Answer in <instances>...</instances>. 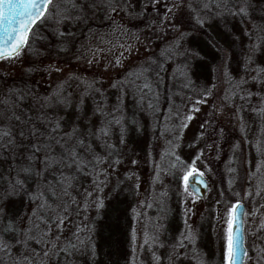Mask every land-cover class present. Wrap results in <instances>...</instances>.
Listing matches in <instances>:
<instances>
[{"label": "rangeland", "instance_id": "1", "mask_svg": "<svg viewBox=\"0 0 264 264\" xmlns=\"http://www.w3.org/2000/svg\"><path fill=\"white\" fill-rule=\"evenodd\" d=\"M80 2L90 4L92 0ZM95 2L98 6L85 7L78 22L60 26L63 36L51 20L37 22L30 33L32 42L38 39L37 48L30 51L27 45L15 60H0V102L7 99L22 120L30 119L39 127L43 98L63 81L67 82L65 95L70 97V104L46 106L43 112L60 119L65 131L74 124L85 133L95 131L102 119L99 113L93 115L97 105H103L106 114L119 107L123 115V143L120 125H113L110 130L109 142L114 146L110 150L101 149L94 137H88L96 151L106 157L102 167L107 169V176L100 177L104 181L100 190H94V175L80 174L68 190L69 195L62 197L68 209L62 244L63 240L71 239L77 249L70 258L62 254L45 260L44 264H69V260L71 264H197L198 260L200 264H222L228 213L237 201L244 205L243 264H264L261 259L264 253L260 252L264 249V228L260 227L264 220V183L261 182L264 181V111H257L264 110V83L249 81L244 87L253 92L251 97L242 100V93L237 91L226 102L221 97L227 94L226 88L229 92L232 89L215 70L225 57L231 77L247 78L244 53L250 41L245 32L253 24H264V0H250L248 16L217 17L203 27L197 26L194 19L185 24L182 30L187 35L181 44L188 52L165 62L159 76L151 73L152 91L145 90L143 101L140 93L114 88L111 84L133 78L130 74L137 72L149 58L154 59V53L158 55L161 48L173 43L177 34L170 29L152 34L145 28V20L157 14L147 5V0H130L132 7L118 14H106L103 0ZM157 7L163 15L162 4ZM142 11L144 17L127 23L128 12ZM187 15L185 8L182 16ZM110 17L130 33L140 35V42L131 35L113 32ZM61 41L68 44L61 47ZM120 44L126 46L121 48ZM115 57L121 59L119 65L114 63ZM254 59L257 65L264 66V51ZM89 60L93 62L89 64ZM183 64L188 66L187 77L176 71V66ZM55 67L61 71H55ZM77 77L95 79V87L101 89L102 95L84 96ZM206 89H210L211 95H203ZM21 94L24 99L16 100ZM37 96L39 100L35 99ZM189 115L191 119L187 118ZM17 159L7 152L0 155V174L6 175L11 163L19 166L22 160L19 156ZM42 159L43 152L37 153L36 170L43 168ZM194 172H200L208 181V190L202 197L196 196L186 184L187 176ZM53 175L58 178L59 174H47L49 182L54 183ZM35 180L37 184L36 176ZM89 191L92 196L86 197ZM85 200L87 208L83 207ZM54 201L50 197L49 203ZM97 202H102L100 207L96 206ZM4 207L5 221L23 217L19 226L25 227L37 204L28 205L21 193L9 197ZM51 226L56 233L55 225ZM3 228L0 224V229ZM189 230L195 235V243L185 241L186 247L179 251L187 255L173 256L181 234L186 235ZM157 231L159 243L149 239L145 244V239ZM73 234L84 243L79 244ZM5 235L10 243L14 241L13 234ZM43 247L30 242L29 251L39 252ZM193 249L196 259L192 258ZM23 251V247L14 245L11 255ZM153 253L159 260L153 258ZM169 257H173L171 262ZM35 259L39 264L43 258ZM0 264H11L2 252Z\"/></svg>", "mask_w": 264, "mask_h": 264}, {"label": "snow or ice", "instance_id": "2", "mask_svg": "<svg viewBox=\"0 0 264 264\" xmlns=\"http://www.w3.org/2000/svg\"><path fill=\"white\" fill-rule=\"evenodd\" d=\"M103 3L106 14L109 12L118 14L120 11L132 7L130 0H103ZM161 4L164 9L163 15L159 14L157 7ZM147 5L157 14L145 20V28L149 29L152 34L170 29L177 34L178 38L173 43L161 48L158 55L154 53L155 58H149L137 72L131 73L130 76L133 78H125L122 82L111 84V87L114 88L132 89L140 93L141 101L145 98V90L152 91V84L149 80L151 73L155 72L159 76L164 69L165 62L185 56L188 52L187 49L182 48L181 44V41L187 35L182 30L185 24L194 19L197 26L203 27L208 21L217 17L228 15L232 17L248 16L251 8L250 0H236L235 3L232 0H147ZM97 6L95 0H92L90 4H81L80 0H0V60L13 61L21 55V51L30 42V33L37 22L51 20L57 26L58 34L63 36V31H59L61 25L73 21L78 22L85 7L95 8ZM185 8L188 10V15L183 17L182 10ZM142 17H144L143 11L136 14L128 12L127 23ZM110 19L113 22V32L118 33L120 36L131 35L138 43L140 42V35L130 33L122 24L115 23L114 17H110ZM249 31L251 32L250 35ZM245 35H248L250 41L244 53L247 78L241 77L239 80H235L231 77L225 57L221 58L215 69L221 74L228 88L232 89L229 92L226 88L225 92L227 94L221 97L226 102L229 101L231 95L237 94V91L242 93L240 96L242 100L245 97H251L253 92L244 87L249 81L256 84L264 83V66L257 65L254 59L257 53L264 51V24H253L251 30H246ZM125 46V44L119 45L121 48ZM93 55H95L94 52ZM196 55L199 54L196 53ZM92 62V60L88 61L89 64ZM114 63L119 65L121 59L115 57ZM187 67V64L177 65L176 71L179 75L187 77ZM54 70L61 71L58 67H55ZM76 79L80 82L84 96L102 95L101 89L95 87L97 83L95 79L91 81L79 77ZM66 84V81L61 82L53 93L43 98L44 102L41 104L42 115L38 117L41 120L39 127L30 119L22 120L21 116L17 115L9 106L7 99L0 102V105H2V108H0V153H11L14 159L19 156L22 160L16 170V177L9 179L7 186L0 190V224L4 225V228L0 229V252L9 257L11 264H37L35 259L37 256L43 258L39 261V264H44L45 260H50L53 257L59 258L62 254L66 255V258L71 257L73 251L77 249V244L73 243L71 239L63 240L62 244V230L67 219L66 213L68 210L66 203L62 202V197L69 195L68 190L73 186L76 176L80 174L94 175V190H100V186L104 183L100 177L104 176L106 178L107 176V169L102 167L106 163V157L101 156L96 151L93 144L89 142L88 137H94L99 142L101 149L110 150L114 147L109 142L110 130L113 125H120L121 143H123V115L119 107H114L106 114L104 106L97 105L93 115L100 114L102 118L100 125L95 131L87 133L75 124L65 131L60 119L50 117L43 112V108L46 106L66 107L70 104V97L65 95ZM187 86L188 84H185V87ZM203 95H211L210 89L204 90ZM23 99L22 94L16 97V100L22 101ZM35 99L39 100V97L37 96ZM80 103H83V100ZM223 106L221 105V108ZM148 107L151 108L152 104L149 103ZM257 111L264 110L257 109ZM187 118L191 119L192 117L189 115ZM40 152H43L41 161L43 168L36 170L37 184L35 192L28 193L25 181L20 179L19 176L21 173L29 175L32 173L36 154ZM108 154L111 155V152L109 151ZM115 162L118 163L119 161ZM256 167L259 169L261 165L258 163ZM49 173L59 174L58 178L53 175L54 183L47 180V174ZM261 182L264 183V181ZM22 192L29 195V199L37 204V207L32 210V217L29 219L28 225L25 227L19 226L23 222V217H18L17 221L11 219L5 221L4 219L6 215L5 202L9 197L19 196ZM46 194H50L51 197L55 198V201L49 203ZM85 195L91 197L92 192H86ZM257 195H259V191ZM101 203L97 202L96 206L100 207ZM239 203L240 201H237L236 204H233L228 213V228L226 229L227 235L222 254V264H239V239L238 234L233 231L236 220L234 213ZM87 206L88 201L85 200L83 207L87 208ZM151 206V204H148V207ZM133 211L136 210L133 209ZM62 213H64L63 216ZM51 225H55L56 233H53ZM260 227L264 228V220L260 222ZM79 231L80 229L77 228V232ZM5 234H14V241L10 243ZM73 235L79 244L84 243L78 236ZM132 239L133 241L136 240L135 230H133ZM149 239L152 243H159L158 231L153 236L146 238L145 244H148ZM185 241H188L189 244L195 243V235L191 230L186 235L181 234V238L174 248L173 256L187 255V253L179 251V249L186 247ZM30 242L44 245V247L39 252L35 249L29 251ZM14 245L23 247L25 251L12 256ZM160 246L163 247V244ZM260 252L264 253V249H261ZM153 258L159 260L155 253H153ZM172 258L169 257L170 262ZM192 258H197L194 249ZM261 259H264V255L261 256ZM69 264H71L70 260ZM197 264H200L199 260Z\"/></svg>", "mask_w": 264, "mask_h": 264}, {"label": "water", "instance_id": "3", "mask_svg": "<svg viewBox=\"0 0 264 264\" xmlns=\"http://www.w3.org/2000/svg\"><path fill=\"white\" fill-rule=\"evenodd\" d=\"M186 184L192 190V192L198 196L202 197L208 190V181L200 172H194L187 176ZM236 220L233 225L234 233L238 234L239 246H238V255H239V264H243L244 257L246 254V249L244 246V233H243V214H244V205L239 203L236 208Z\"/></svg>", "mask_w": 264, "mask_h": 264}, {"label": "trees", "instance_id": "4", "mask_svg": "<svg viewBox=\"0 0 264 264\" xmlns=\"http://www.w3.org/2000/svg\"><path fill=\"white\" fill-rule=\"evenodd\" d=\"M32 38H33L32 35H30V42L28 44V47L26 48V49H30V51H33V50H35L37 48L36 42H38V39H36V40H34L32 42ZM60 44H61V47H63V46H65L63 44H68V43H66L65 41H61ZM5 153L6 152L0 153V155H2V154L5 155ZM36 156H37V154H36ZM16 159H17V157H16ZM7 168H8L7 174H10V176L8 177L7 174L6 175L5 174H0V188L5 186V185H7V181L9 179H12V178L16 177V170L18 169V166L15 167L14 163H11V165H9ZM5 171H6V169H5ZM35 173H36V166L33 163V170H32V173L30 175L21 173L20 176H19L20 179L25 181V186H26V188L28 190V193L35 192V190H34L35 186H36V180H35V176L36 175H35ZM22 195L25 198V200H27L28 205L32 203V201L29 199V195H26L23 192H22ZM50 197H51L50 194H46V199H48V201H50ZM10 235H12V234H10Z\"/></svg>", "mask_w": 264, "mask_h": 264}]
</instances>
